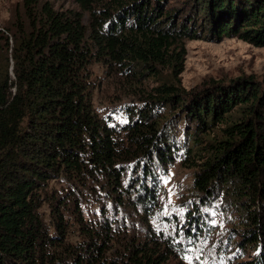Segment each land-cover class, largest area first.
Masks as SVG:
<instances>
[{
    "label": "trees",
    "instance_id": "1",
    "mask_svg": "<svg viewBox=\"0 0 264 264\" xmlns=\"http://www.w3.org/2000/svg\"><path fill=\"white\" fill-rule=\"evenodd\" d=\"M102 1L77 0L90 12L86 27L82 15L24 0L23 15L10 31L11 47L5 39L0 264H163L156 246L133 245L125 261L108 260L106 225L83 249L66 246L61 211L74 197L46 188L60 177L74 186L100 177L113 198L120 201L118 193L126 190L122 194L137 196L146 210L157 205L156 171L176 161L188 142L200 152L190 161L197 167L198 202L187 216V230L199 235L205 225L201 209L225 200L238 218L241 250L258 251L245 264H264V74L215 83L199 93L163 83L140 97L143 104L132 109L129 123L113 127L93 109L91 72L93 64H102L140 87L147 73L158 77V68H171L175 76L182 72L183 40L237 38L264 48V0H185L180 8H168V0ZM216 127L220 138L210 140ZM191 151L186 147L187 161ZM129 163L132 182L123 190L128 172L122 164ZM44 205L55 234L40 211Z\"/></svg>",
    "mask_w": 264,
    "mask_h": 264
},
{
    "label": "rangeland",
    "instance_id": "2",
    "mask_svg": "<svg viewBox=\"0 0 264 264\" xmlns=\"http://www.w3.org/2000/svg\"><path fill=\"white\" fill-rule=\"evenodd\" d=\"M109 0H103L107 3ZM132 1V0H127ZM185 0H168V8H180ZM24 0H0V59L4 57L7 38L11 47L10 31L13 21L23 15ZM47 3L58 12H74L82 15L83 24L88 27L90 12L83 10L77 0H39ZM97 4L94 8H100ZM180 20L177 23L180 24ZM185 48L182 60V72L175 76L171 68H158V77L147 73L141 86L130 85L115 70L106 69L102 64L95 63L91 67L92 105L95 113L107 120L113 127H121L131 121L132 109L141 106L140 97L150 93L153 88L166 83L187 93H199L207 90L215 83L227 84L231 80L252 76L260 79L264 74V48L255 47L237 38H224L211 41L206 38L183 40ZM143 72V70H142ZM235 113V112H234ZM233 113V114H234ZM216 127L210 140L220 138V130ZM223 128V126H222ZM208 143L209 138H203ZM181 153L176 161L156 171L157 201L152 207L144 209L137 196L123 195L120 191V201L113 198L108 190L106 180L103 182L87 177L78 186L70 184L65 177L52 180L46 190L61 198L71 193L74 199L67 203L66 210L61 211L66 221L65 245L75 249H83L86 243L94 241L97 233L103 231V225L108 226L109 252L108 260L125 261L128 249L133 245L141 248L156 246L155 250L163 253V264H245L254 258L255 249L241 250V237L237 236L240 228L236 224L234 210L229 211L225 200H215L209 207H203V230H187L189 214L197 203L193 192V178L197 167L190 165L195 153L200 152L192 142L181 145ZM186 147L191 148V157H185ZM204 157L200 154L199 157ZM197 157V156H196ZM190 159V160H189ZM127 176L123 181V190L129 189L132 182L130 163ZM131 177V179H130ZM138 194V192H137ZM117 200L119 202H117ZM220 204V205H218ZM227 205V206H226ZM225 208V211L222 208ZM41 213L47 222L50 233L55 234L50 221V212L46 205ZM237 242L233 244V241ZM100 244L101 239L97 238ZM83 253V251H82Z\"/></svg>",
    "mask_w": 264,
    "mask_h": 264
}]
</instances>
